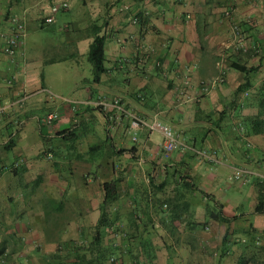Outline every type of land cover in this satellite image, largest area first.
Masks as SVG:
<instances>
[{
  "label": "crops",
  "instance_id": "crops-1",
  "mask_svg": "<svg viewBox=\"0 0 264 264\" xmlns=\"http://www.w3.org/2000/svg\"><path fill=\"white\" fill-rule=\"evenodd\" d=\"M80 1L0 0V252L25 264H85L78 248L105 206L101 264H235L247 242L263 241L264 135L252 119L264 0H82L85 17L65 21L83 34L71 55L87 54L100 25L106 71L78 87L74 108L51 97L41 69L66 57L52 46L46 58L30 34ZM13 16L26 35L9 55ZM237 65L258 66L242 92ZM52 111L59 117L47 123ZM130 114L159 117L188 147L165 155L162 134L131 130ZM238 167L246 175L235 180Z\"/></svg>",
  "mask_w": 264,
  "mask_h": 264
},
{
  "label": "rangeland",
  "instance_id": "rangeland-1",
  "mask_svg": "<svg viewBox=\"0 0 264 264\" xmlns=\"http://www.w3.org/2000/svg\"><path fill=\"white\" fill-rule=\"evenodd\" d=\"M79 3L76 6L77 8L65 11L66 16L64 15L65 12L62 11L54 24L48 23L45 27L38 26L37 24V27L33 28L30 34L31 43L34 44V41H37L45 46L44 54L46 58L53 57L58 52L52 50V46L59 48V53H62L66 57L60 62L48 64L43 62L41 65L42 71H45V75L47 76V82L53 86L54 94H51L53 98L59 96L62 99H75L80 92V88L78 87L83 86L88 81H95L93 66L87 54L81 55L76 52L74 55H71L72 51H76L75 45L72 46L71 41L78 40L82 32L80 33L75 27H66L65 21L85 17L84 15L88 13L89 8L82 5V0ZM77 10L80 11L77 12ZM74 25L76 24L74 23ZM59 42L64 46H61Z\"/></svg>",
  "mask_w": 264,
  "mask_h": 264
},
{
  "label": "trees",
  "instance_id": "trees-1",
  "mask_svg": "<svg viewBox=\"0 0 264 264\" xmlns=\"http://www.w3.org/2000/svg\"><path fill=\"white\" fill-rule=\"evenodd\" d=\"M48 23L45 21V18L42 20L41 27H45ZM100 25H97L93 23L92 30L90 31V35L92 36V41L89 45L87 56L89 61L91 62L94 70L95 78L94 80L96 82L100 81V77L104 71H106L105 68V41L106 36L105 34L100 33ZM54 60H46V63L53 62ZM237 70L243 72L246 74L245 81L240 84V86L237 88V92H242L245 89H248L252 86V83L250 81V78L248 74H250L252 71H256L258 68L255 66L247 67L245 65H237L234 66ZM257 100H258V113L253 117L252 119V129L255 134H263L264 135V83L257 88ZM71 134H74L71 132ZM100 150V145L94 146L92 148L91 152ZM15 166V165H14ZM111 182H105L106 189L109 187ZM108 197L110 194L107 192L106 194ZM264 209V197L262 196L257 203L256 211L260 212ZM105 206L101 208V216L98 220V223L95 227V235L91 242L86 244L85 246L79 247L81 251L85 249L86 252H79L76 254V257H80L81 259H85V264H101V256H100V227L104 226L105 223L103 222L105 217ZM263 241L260 242L258 240L255 241H249L246 243V246L249 248L248 252L245 254L240 255L235 264H264V230L261 235ZM82 248V249H81ZM95 250H98V254L95 256L88 257L87 251L95 252ZM82 262H78V264H81ZM67 264V263H63ZM73 264H77L74 262Z\"/></svg>",
  "mask_w": 264,
  "mask_h": 264
},
{
  "label": "built area",
  "instance_id": "built-area-1",
  "mask_svg": "<svg viewBox=\"0 0 264 264\" xmlns=\"http://www.w3.org/2000/svg\"><path fill=\"white\" fill-rule=\"evenodd\" d=\"M64 6H67V3H64ZM12 21L14 22L16 29L13 32V34L8 37L6 45L4 47V51L9 55H14L17 52L20 42L25 38L26 35L24 21H22L18 16H13ZM45 21L47 23H51L53 21V17L48 16L45 18ZM133 21L137 22L138 20L137 18H134ZM222 79L223 78L220 77V80ZM180 94H183L184 96H187L189 98V95L184 90H181ZM64 99L71 102L72 106L75 108L76 106L75 101L71 100L70 98H64ZM23 101L24 98L17 100L16 103H22ZM13 104H15V102H12V105ZM130 116H131V125H130L131 130H135L140 127H146L151 131H158L162 134L163 151L165 155H169L171 152H173L178 148L188 147L186 141H184L180 137V135L174 130V128L170 124L162 121L159 117L157 116L147 117L138 114H130ZM58 117H59V113L57 111H52L46 114L45 121L47 123H51ZM15 165H18V163H15ZM245 175H246V170L238 167L234 170L232 178L235 180H239L244 178ZM0 264H25V263L23 261H18L9 258L6 254L0 252Z\"/></svg>",
  "mask_w": 264,
  "mask_h": 264
}]
</instances>
